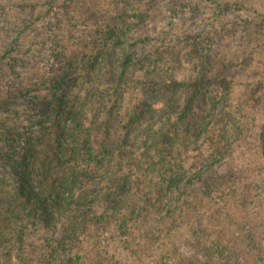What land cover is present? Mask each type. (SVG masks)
<instances>
[{"label": "trees", "instance_id": "obj_1", "mask_svg": "<svg viewBox=\"0 0 264 264\" xmlns=\"http://www.w3.org/2000/svg\"><path fill=\"white\" fill-rule=\"evenodd\" d=\"M105 29L69 54L63 47L49 76L0 90V264H146L155 244L163 248L153 264H246L248 247H229L216 232L235 237L249 178L264 173V123L259 166L225 155L247 94L264 81L234 95L237 65L208 52L188 79H156L154 97L130 69L140 35L130 36L118 72L99 67L113 37ZM94 47L65 86L75 58ZM15 98L27 103L24 117L2 114ZM232 200V219H221Z\"/></svg>", "mask_w": 264, "mask_h": 264}, {"label": "rangeland", "instance_id": "obj_2", "mask_svg": "<svg viewBox=\"0 0 264 264\" xmlns=\"http://www.w3.org/2000/svg\"><path fill=\"white\" fill-rule=\"evenodd\" d=\"M261 25H264V0H0V90L4 93L11 80L33 82L40 74L49 76L58 66L63 47L69 54L99 37L101 33L96 29L105 27L107 35L111 33L113 37L108 35L111 49L100 56L99 67L118 72L123 52L136 39L130 36L140 35L144 40L133 46L136 65L130 69L144 76L141 79L149 92L155 91L154 81L158 78L162 83L168 82L169 75L188 79L197 71L200 56L206 60L209 52L212 62L226 56L225 62L232 70L237 65L238 78L234 82L237 96L248 83L250 89L259 79L264 81V26ZM88 52L95 54V47L75 58L70 71L73 78L71 82L67 79L65 86L84 73ZM246 56L249 58L245 63ZM158 57L156 64L154 60ZM45 89V86L36 87L30 94L40 95ZM246 100V108L237 113L238 136L230 139L233 150L229 149L225 155L230 163L242 159L245 166L253 168L262 159L259 131L264 123V84L254 94H247ZM26 106L21 98H15L2 114L19 111L24 117ZM221 109L222 106H217L213 113ZM231 153L235 155H228ZM239 155L241 158L236 159ZM249 181L252 191L248 189L250 195L238 206L241 209L233 218L241 222L240 226H233L234 236L243 242L238 244L227 230L216 234L220 233L221 241L229 247H240L242 251L248 247L243 252L246 264H264V173L261 178H249ZM233 207H237L235 201L226 202L221 219L231 220ZM225 213L228 219L224 218L228 217ZM156 245L145 250L146 264H153L151 259L162 250L163 247ZM126 263L125 257L122 258L121 264Z\"/></svg>", "mask_w": 264, "mask_h": 264}]
</instances>
